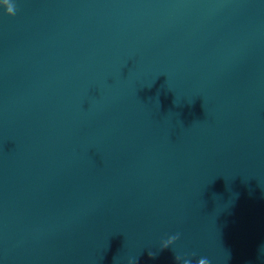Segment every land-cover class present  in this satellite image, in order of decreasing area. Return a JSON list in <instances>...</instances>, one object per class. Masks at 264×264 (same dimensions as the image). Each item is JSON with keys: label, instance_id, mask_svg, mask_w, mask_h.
Instances as JSON below:
<instances>
[{"label": "water", "instance_id": "95a60500", "mask_svg": "<svg viewBox=\"0 0 264 264\" xmlns=\"http://www.w3.org/2000/svg\"><path fill=\"white\" fill-rule=\"evenodd\" d=\"M13 3L0 264H264V0Z\"/></svg>", "mask_w": 264, "mask_h": 264}, {"label": "clouds", "instance_id": "9594fccd", "mask_svg": "<svg viewBox=\"0 0 264 264\" xmlns=\"http://www.w3.org/2000/svg\"><path fill=\"white\" fill-rule=\"evenodd\" d=\"M9 3L11 4V8H12V10L9 12L8 9H7V7H6L7 13H8L9 15L14 16V15H16V5L13 3V0H9ZM178 237H179V234L177 235V238H178ZM163 247H164V248H167L168 245L165 244ZM149 255H150V257H154V256H155L154 253H149ZM204 260L206 261V264H212V262H211L208 258L204 257Z\"/></svg>", "mask_w": 264, "mask_h": 264}]
</instances>
